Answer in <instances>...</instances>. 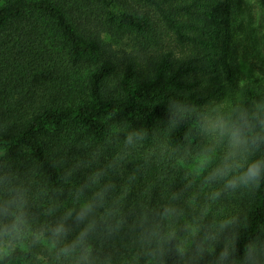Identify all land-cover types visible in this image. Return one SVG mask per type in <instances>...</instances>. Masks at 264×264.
I'll return each instance as SVG.
<instances>
[{"label": "trees", "instance_id": "16d2710c", "mask_svg": "<svg viewBox=\"0 0 264 264\" xmlns=\"http://www.w3.org/2000/svg\"><path fill=\"white\" fill-rule=\"evenodd\" d=\"M247 43L264 0H0V264H264V180L209 184L200 127L243 114L264 158Z\"/></svg>", "mask_w": 264, "mask_h": 264}, {"label": "clouds", "instance_id": "9594fccd", "mask_svg": "<svg viewBox=\"0 0 264 264\" xmlns=\"http://www.w3.org/2000/svg\"><path fill=\"white\" fill-rule=\"evenodd\" d=\"M183 114L187 111L183 105H179L175 109ZM248 117L241 114L238 119H225L219 114L209 112L201 117L200 127L202 132L215 142H226L227 150L222 161L208 171L205 177L206 181L211 184L213 182H222L225 190H238L240 188H249L257 185L264 180V158L249 161L251 149L256 144V138L245 135L246 128L249 127ZM136 141L142 139V134L137 131L130 132L125 137V145L134 146V138ZM215 194V193H214ZM92 205H86L80 212L83 218ZM22 221L16 218L13 224L5 225L0 228V234H7L19 228ZM63 253L68 254L70 249H62Z\"/></svg>", "mask_w": 264, "mask_h": 264}, {"label": "rangeland", "instance_id": "374dc122", "mask_svg": "<svg viewBox=\"0 0 264 264\" xmlns=\"http://www.w3.org/2000/svg\"><path fill=\"white\" fill-rule=\"evenodd\" d=\"M107 40H110V37L106 36ZM123 44H117L116 47H121ZM125 46V45H124ZM122 46V47H124ZM256 54H254V51L251 50L249 44H245L243 46H240L238 48L239 57L238 60L243 67H248L250 72L254 73L255 70L253 67H258V65L263 61L264 62V53L262 52V49L257 47ZM2 150L0 149V155L2 154ZM204 162L203 158H196L194 163L191 164L189 167L197 173V171L201 170V166Z\"/></svg>", "mask_w": 264, "mask_h": 264}]
</instances>
